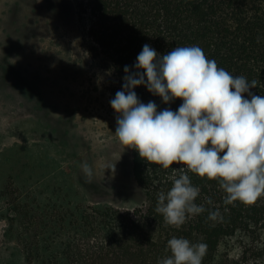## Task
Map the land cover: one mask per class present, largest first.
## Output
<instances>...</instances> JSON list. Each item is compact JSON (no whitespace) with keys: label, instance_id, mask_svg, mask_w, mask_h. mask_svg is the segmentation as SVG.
Listing matches in <instances>:
<instances>
[{"label":"trees","instance_id":"16d2710c","mask_svg":"<svg viewBox=\"0 0 264 264\" xmlns=\"http://www.w3.org/2000/svg\"><path fill=\"white\" fill-rule=\"evenodd\" d=\"M75 10L88 55L103 60L115 79L114 95L122 88L124 67L131 70L145 44L161 55L175 47L199 46L218 67L255 81L253 95H264V0H76ZM133 91L141 102L153 101L144 86ZM181 103L177 98L163 109L176 111ZM130 163L133 182L142 193L136 206L15 203L8 233L17 223L25 261L158 264L170 254L168 240L183 237L207 244L202 264H264L263 197L252 205H226L217 180L199 177L182 164L165 169L141 159L134 149ZM182 172L199 187L195 203L205 211L177 228L156 208L158 195L167 193ZM212 211L219 212L215 220L208 218Z\"/></svg>","mask_w":264,"mask_h":264},{"label":"rangeland","instance_id":"374dc122","mask_svg":"<svg viewBox=\"0 0 264 264\" xmlns=\"http://www.w3.org/2000/svg\"><path fill=\"white\" fill-rule=\"evenodd\" d=\"M75 1L0 0V264H38L25 261L17 223L8 233L17 202L127 208L142 201L131 148L114 134L115 79L88 55Z\"/></svg>","mask_w":264,"mask_h":264},{"label":"clouds","instance_id":"9594fccd","mask_svg":"<svg viewBox=\"0 0 264 264\" xmlns=\"http://www.w3.org/2000/svg\"><path fill=\"white\" fill-rule=\"evenodd\" d=\"M124 73L122 88L110 101L118 114L114 134L121 144L146 162L165 169L182 164L199 177L217 180L226 205L237 201L252 205L264 197V95L250 91L255 81L218 67L196 45L161 55L145 44ZM138 86L164 104L177 98L182 103L176 111H158L155 102H141L133 91ZM82 169L92 175L87 162ZM199 193L182 172L167 193L158 195L156 211L179 228L190 216L205 211L195 203ZM218 216L212 211L208 218ZM167 248L170 254L158 264H202L208 246L172 237Z\"/></svg>","mask_w":264,"mask_h":264}]
</instances>
